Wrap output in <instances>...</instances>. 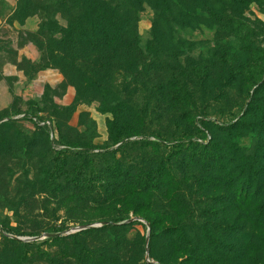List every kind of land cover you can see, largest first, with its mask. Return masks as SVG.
<instances>
[{
	"label": "rangeland",
	"instance_id": "rangeland-1",
	"mask_svg": "<svg viewBox=\"0 0 264 264\" xmlns=\"http://www.w3.org/2000/svg\"><path fill=\"white\" fill-rule=\"evenodd\" d=\"M72 1L24 0L61 81L28 111L0 110V264H264V0H209L213 15L186 0L174 17L149 0ZM194 5L193 27L176 22ZM90 9L118 27L82 55L103 87L55 48ZM161 159L158 189L145 172Z\"/></svg>",
	"mask_w": 264,
	"mask_h": 264
},
{
	"label": "crops",
	"instance_id": "crops-1",
	"mask_svg": "<svg viewBox=\"0 0 264 264\" xmlns=\"http://www.w3.org/2000/svg\"><path fill=\"white\" fill-rule=\"evenodd\" d=\"M21 0H0V110L25 112L42 99L60 74L43 68L44 53L34 39L41 29L38 13L23 14Z\"/></svg>",
	"mask_w": 264,
	"mask_h": 264
},
{
	"label": "trees",
	"instance_id": "trees-1",
	"mask_svg": "<svg viewBox=\"0 0 264 264\" xmlns=\"http://www.w3.org/2000/svg\"><path fill=\"white\" fill-rule=\"evenodd\" d=\"M77 0H73L72 4L75 5ZM81 1V0H79ZM150 3H153V5L158 8L161 4L164 5V10L169 13L171 15V13H175L172 10H174V8H172V6L177 4H182L184 6V3L186 2V0H149ZM196 1V0H195ZM209 0H206L204 2V4L206 5L208 12L215 13V9L211 8L209 5ZM190 2H194L193 0H190ZM21 12L23 14H30V13H37V11H33L31 6L28 5L27 3H24V0H21L20 2V8ZM176 9V8H175ZM180 9V8H177ZM185 9V8H184ZM37 10V9H36ZM219 15H222V17L224 16V13L220 12ZM172 16V15H171ZM174 17V16H172ZM197 15L195 12V5L193 8L190 9H186L185 11H178L176 14V22L181 23L184 27H193L194 22L196 21ZM116 22L114 20V18L109 15L108 13L102 11V10H94V9H90L87 11V14L82 15L80 14L79 17H75L74 20H70L69 23V27L65 30L64 32V40H59L56 43L55 48L62 53L66 54V57L68 59H70V61L75 64L74 70H76V72L82 76L84 75L86 77V80L88 81V84H94L93 86H99V87H103V85L105 86L106 84H103V82L105 81L104 79L98 78V76L96 77L95 81H91V78H95V66H99L100 62L99 60L95 59V60H90V62L92 64V69H88L86 72H83V70L81 69V63L82 62H86V60L82 61V55H88L90 53H92V55H97L98 51L101 49V46L105 43L109 42V38L106 39V37H104L105 35H110V33H106L105 28L111 26L113 28V32L114 34H116V32L118 31V27L116 26ZM156 23H158V20L156 21ZM42 27V24H41ZM117 28V29H116ZM156 28V26H155ZM158 31V30H157ZM124 32V31H123ZM40 46V45H39ZM88 46V48H86ZM41 50L44 53L43 56V60L45 57V49L40 46ZM75 54V55H72ZM76 54H80V56H76ZM115 58V57H114ZM43 68H46L43 66ZM86 84V83H85ZM78 86H84V84H82L81 82L77 83ZM34 104H31V107ZM26 116L29 117H33L31 115L30 112L26 113ZM45 121V120H42ZM52 122V121H51ZM53 123V122H52ZM54 124V123H53ZM118 123H116V121H113L110 123V128L111 130L117 126ZM55 129H56V125L54 124ZM41 127V126H40ZM42 127L45 128L46 132L48 133V136L50 135V129L49 126L47 125H43ZM57 132V130H56ZM136 134L139 133V131L134 130L131 134ZM131 142H126V144H130ZM159 161V160H158ZM255 162L257 163V159L255 160ZM167 165L166 161H164L163 159H161L159 161L158 167L153 168L152 172L150 170H146V179L150 181H152L153 183L155 182L156 184L159 185V182L162 181V178L165 177V173L167 168L165 167ZM161 166V167H160ZM260 170L259 167H255L252 171H251V175L253 177V179L255 178V180H259L260 179ZM251 177V178H252ZM146 180L145 185H144V190L150 189V186H148V181ZM246 181V182H250ZM164 185H159L158 189L160 187H162ZM119 227H123V225H120Z\"/></svg>",
	"mask_w": 264,
	"mask_h": 264
},
{
	"label": "built area",
	"instance_id": "built-area-1",
	"mask_svg": "<svg viewBox=\"0 0 264 264\" xmlns=\"http://www.w3.org/2000/svg\"><path fill=\"white\" fill-rule=\"evenodd\" d=\"M40 124L49 126L50 135H51L52 139L54 140L55 135L57 134L54 124L50 120L42 121V122H40Z\"/></svg>",
	"mask_w": 264,
	"mask_h": 264
}]
</instances>
